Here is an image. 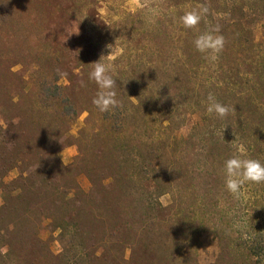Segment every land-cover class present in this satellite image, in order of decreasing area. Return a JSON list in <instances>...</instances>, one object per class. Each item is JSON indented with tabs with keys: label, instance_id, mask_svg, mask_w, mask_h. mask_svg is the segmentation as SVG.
<instances>
[{
	"label": "rangeland",
	"instance_id": "rangeland-1",
	"mask_svg": "<svg viewBox=\"0 0 264 264\" xmlns=\"http://www.w3.org/2000/svg\"><path fill=\"white\" fill-rule=\"evenodd\" d=\"M186 1L203 5L210 12L207 22H211H205L200 31L219 27L215 34L225 41L218 53L222 52L220 63L216 59L202 64L192 76H186L180 67H170L177 52L167 51L162 39L152 40L156 33L151 25L163 23L171 6L183 7ZM109 45L117 50L111 63L115 78L123 83L117 90L118 99L126 103L143 100L150 125L148 129L139 122L131 123L143 110L109 112L118 122L124 121L126 114L131 120L119 143L124 170L132 167L133 157L151 160L158 150L162 154L174 137L167 153L168 179L180 188L181 203L174 205L172 195L165 193L159 197L160 204L182 213H205L210 224L222 227L228 224H218L219 212L224 210L232 231L242 225L241 220L264 236V184H246L236 196L226 190L223 171L225 160L240 144L248 157L264 162V0H0V111L14 124L18 119L26 120V124L16 126L17 136L7 145L9 149L0 148V183L18 179V165L13 164H19L20 158L35 161V149L41 146L26 147L17 134L25 131L34 136L39 132L40 114L32 109L29 95L38 83L60 86L63 97L77 110V116L64 126L68 128L67 140L60 142L57 154L66 171L55 178L52 174L53 179L83 192H88L91 180L108 179L110 150L95 136L101 114L92 103L97 85L89 80V73L92 63L109 54ZM210 93L235 111L223 119L208 114ZM169 118L172 124L162 131L161 121ZM151 136H160L161 143L146 142ZM4 158L12 160L4 164ZM44 159L39 171L47 170ZM39 183L45 184L42 179ZM4 193L0 186V210ZM52 213V193L24 187L21 200L0 211V264H127L123 260L129 258L131 250H124V241L131 238L122 231L117 233L116 223L108 219L101 225L93 223L87 213L78 216L89 254L100 249L95 241L106 240L105 257L84 263L76 255L79 247L74 233L55 227ZM161 228L168 235L177 232L171 234L170 224ZM115 233L117 236H112ZM228 241L236 249L222 255L223 243L204 232L197 251L190 257L177 256L174 262L253 264L232 238ZM139 243L141 248L131 264H163L156 236L141 234Z\"/></svg>",
	"mask_w": 264,
	"mask_h": 264
},
{
	"label": "trees",
	"instance_id": "trees-1",
	"mask_svg": "<svg viewBox=\"0 0 264 264\" xmlns=\"http://www.w3.org/2000/svg\"><path fill=\"white\" fill-rule=\"evenodd\" d=\"M195 3L186 1L183 7L179 5L171 6L164 14L165 21L163 23L158 21L155 25H151L156 33L152 40L160 41L162 39L166 42L167 51L169 50L172 54L174 49L177 52L172 55V64L169 63V66L176 69L180 67V69L184 70L186 76L194 75L197 69L200 70L202 64L206 66L210 64L209 61H212L207 54L200 53L194 46V40L197 36L204 33L200 31V28L211 22V20L207 22L211 18L210 12L208 11L195 28H185L180 22V17L186 12L199 9ZM171 44H173V48ZM221 54L222 52L218 54L217 63L221 61ZM26 86L27 84L25 88ZM29 95L32 109L40 114L38 119L40 129L34 136L25 131L17 134H20L21 140L26 147L35 148L38 146L37 143H40L41 146L35 149V161L33 159L28 161L25 158H20L19 164L17 162L13 164L18 165L17 168L20 172L18 179L12 180L6 185L0 183L1 188L5 192L4 205L0 210L1 212L8 210L11 203L21 200L24 187H30L37 193H40L42 189L47 191V193H52L53 213L50 215V219L53 225L62 232L67 230L74 233L73 240L79 247L76 255L84 263L87 261L93 263L95 259L105 257L106 240L103 237L104 243L95 241L100 249L94 248L92 255L89 254L87 246L82 241L83 233L79 228L78 216L81 213H87L93 223L101 225L106 224L110 220L116 223L114 230L116 232L118 230L117 233L122 231V233L130 236L131 241H129V238L127 239L128 241H124L126 243L124 250L128 247L131 250L129 258L126 261L123 260L127 264L134 263L136 260L137 252L141 248L139 243L141 234L151 233V235L156 236L158 238L156 247L161 251L163 264H168L169 262L175 264L174 261L177 256L179 258L182 256L190 257L197 251L200 244V235L204 232L211 233L223 243L221 248L222 255L226 254L228 256L230 250L236 249L232 248V244L229 245L231 242L228 240L232 238V243H236L235 246L237 248L244 253L247 252L246 260H252L253 264H264V236H261V233L259 234V231L252 224L249 225L246 221L240 220L242 225L232 231L230 228L231 221L224 210L219 212L218 224L221 225L223 222L228 224L222 227L216 226L212 222L210 224L204 216L205 213L202 214L196 211L182 213L180 209L169 210V208L166 209L160 204L159 197L165 193L172 195L174 205L181 203L180 188L174 186V182L168 179L170 161L167 158V153L169 148L172 149L171 143L174 137L168 140V149L165 148L162 154L158 150L157 155L153 159L146 160L140 155L138 159L133 157V165L127 171L121 166L123 155L121 154L119 143L128 129L130 121L132 120L131 123L139 122L140 126L150 129L143 100L121 102V107L116 109L126 112H128L129 108L132 110H143L138 120L135 116L130 120L126 114L124 121L118 122L110 116V113H101L99 111L101 116L95 136L101 139L105 149L111 151H109V177L102 182L91 180L90 189L88 192H83L76 188H66L65 185H61L59 181L53 179L54 176L66 171L57 154L61 148L60 142L63 139L67 140L68 128L65 129L64 126L69 125L77 116L75 106L69 99L63 97V89L56 84L50 86L46 83H38V85L30 88ZM1 120L4 127L0 124V148L6 151L10 147L7 145L15 141L14 137L17 136L14 135L16 126L26 124V120L18 119V122L14 124L12 119H9L0 111ZM52 121L53 123L51 124ZM171 124V118L166 119L164 122L161 121L162 131H165ZM211 135L213 134L211 133ZM161 140L160 136H151L150 139H146V142L158 145ZM13 147L14 145H12ZM42 159L47 165V170L45 171H43L44 168L40 171L38 170V166L43 167L44 165L41 163ZM11 160V158H4L3 162L8 164ZM36 174L40 176L38 179ZM41 179L45 182L43 184L45 188L43 185L40 186L39 182H41ZM20 191L21 193L18 194ZM106 196L109 198V202L105 198ZM35 208L37 209V207ZM117 216L120 220H117ZM164 224H170L174 228H172L173 230L171 229V234H174L176 230L178 233L176 232L173 236L164 233L161 230ZM117 233L112 236H117ZM181 238H183L182 241ZM179 241L180 244H177ZM102 248L105 250H102Z\"/></svg>",
	"mask_w": 264,
	"mask_h": 264
},
{
	"label": "clouds",
	"instance_id": "clouds-1",
	"mask_svg": "<svg viewBox=\"0 0 264 264\" xmlns=\"http://www.w3.org/2000/svg\"><path fill=\"white\" fill-rule=\"evenodd\" d=\"M150 11L153 10L150 9ZM207 13L208 8L201 5L198 10L193 9L186 12L180 17V22L185 28L192 29L201 22ZM219 32V27H216L198 35L194 40L196 50L207 54L212 61L217 59L225 42L222 35L215 34ZM107 47L109 54L102 55L98 61L92 63V70L89 73V80L94 81L97 85V92L92 103L101 113H109L121 107L117 90L122 88L123 83L115 78L111 63V59L117 55V50L115 45ZM117 81H120L121 84L118 85ZM206 110L208 114H215L221 119L227 117L230 111H235V109H230L229 106L219 102L211 93L207 97ZM223 171L226 190L236 196L241 193L246 184H264V162L248 157L243 144L237 146L233 155L225 160Z\"/></svg>",
	"mask_w": 264,
	"mask_h": 264
}]
</instances>
